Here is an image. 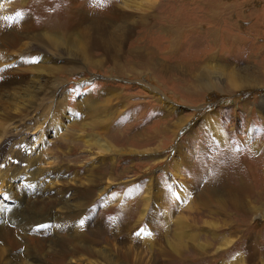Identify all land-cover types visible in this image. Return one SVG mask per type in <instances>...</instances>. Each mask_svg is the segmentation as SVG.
<instances>
[{"label": "rangeland", "instance_id": "rangeland-1", "mask_svg": "<svg viewBox=\"0 0 264 264\" xmlns=\"http://www.w3.org/2000/svg\"><path fill=\"white\" fill-rule=\"evenodd\" d=\"M4 71L47 81L11 211L56 216L41 241L5 223L0 264L75 228L98 252L73 264H264V0H0V93Z\"/></svg>", "mask_w": 264, "mask_h": 264}, {"label": "bare ground", "instance_id": "bare-ground-1", "mask_svg": "<svg viewBox=\"0 0 264 264\" xmlns=\"http://www.w3.org/2000/svg\"><path fill=\"white\" fill-rule=\"evenodd\" d=\"M7 70H9V68H7ZM2 73L4 74V80L2 82L3 85L1 86L2 92L0 93V108L3 109V113L0 114V127L3 128L4 126H6L7 129H5V133L2 136H0V180H2L3 182L5 181L7 183L10 182V184L8 183L7 184L8 186L6 187L7 189L5 191H1V194H0V234L3 239H6L8 242L12 244L14 248L13 250H15V248H17L20 243H18L16 239L15 231L11 229L7 230L8 226H5V223L8 224L10 227L14 225V229L20 230L21 238H24V241L26 240L27 242L41 241L43 239L39 237L40 235L46 234L48 237L49 234L52 233L50 223L52 222V219H53L52 216H56L54 215L52 210H49L47 212L48 214L41 219L40 223H38L36 227L30 228L31 224L36 223L35 219H30L33 213L30 212L27 215V216H30L29 218L26 216L28 219H25V220L21 219L19 221H16L14 219V213H13L14 211H11V208H12L11 199H10L9 194H7L8 193L7 191H9V189L16 191L17 184L12 185L13 183L11 184V181H10V180H15L18 178L17 173L15 172V168L18 167L20 162H23V163L26 162L24 159V155H23L24 153L23 144L33 141L34 140L33 135H36V132H35L36 129L39 128V126L41 127L44 124L42 122V124L38 125L35 128L36 123L34 122H36L35 121L36 118L34 117H36V115L30 114L31 113L30 110L36 107L35 104H39L40 100H43L40 97V93L47 81L45 80V83H44L43 80H41V82L37 84L38 87L34 89V94H30L29 93L30 90L22 88V84H21V82L23 81L22 78L17 80L20 77H17L15 75L6 77L8 71H4ZM30 96L32 97V99H29ZM12 107H15L18 110L21 109L19 114L12 115L9 112ZM57 116L59 115H57L56 113V115H54L53 118L54 117L57 118ZM187 118L184 117L180 119V121H178L173 126V128L171 127V128H165V129L166 130L170 129L172 136H174V133L177 132V129L187 120ZM14 123L16 125L12 126ZM26 133H29V136H26ZM45 133H46V130L43 129L40 132V137L45 135ZM151 150L159 151V149H151ZM151 150H146V151H141V152H147ZM181 150L182 149L180 146L178 152L181 153ZM31 152H33V150ZM28 154H30V149H29ZM177 156H178V153H177ZM32 174L33 173L28 174L27 176L30 177ZM51 177H52V174L50 173V178ZM31 178H34V177H31ZM46 186H47L46 190L43 191V188L38 184V182L37 181L34 182L29 192L33 193V195H39V196L36 197L37 200H34L30 204V206L31 205L34 206V209H35L38 203H41L42 206H46L47 204H52L53 202H55L56 203L55 207L57 208V210L62 211L63 217L65 219L66 216L64 215L63 212H64L65 206L69 207L68 203L63 202L62 199H60L59 201H54V198L53 197L51 198V196H49L48 194L49 192H51V189L48 187V185ZM66 196H68V193H66ZM72 220L74 219L67 220L68 225L63 224L62 227L70 228V226H74L72 225L73 223ZM2 222H4V224ZM62 230H64V228ZM61 232L62 231H60V233ZM68 232L69 234L65 236H60V233H59V235H57L58 238L56 240H52V237H51V239H49L45 243V246L43 247L45 248V251H48V253L42 257L44 259L41 260L39 258L38 260H34L30 263L28 260L22 257L23 254H16L14 255V260H12L9 264H73L74 262L73 259L75 257H78L80 251L85 250L84 252H88V255H92L93 254L92 252L94 251L98 252L97 248L88 246V244H90L88 240L90 239V242L91 241L94 242L95 241L94 238L90 237L86 239L84 237L85 232L81 233V230L79 231L77 230V228L73 230L68 229ZM34 236H35V239H33ZM177 236H178L179 241L184 244L185 242L184 236L180 234H178ZM107 239H108V244H110L111 246H114L115 241H113V238H110L109 236H107ZM36 244L38 245L39 243H35V247H37ZM44 248H41V249H44ZM0 249H2L3 252L7 251L5 248L1 246H0ZM51 251H52V254L49 253ZM160 252L166 254L169 251L161 250ZM107 257H109V255H107ZM152 264H160V263L156 261V263L154 262Z\"/></svg>", "mask_w": 264, "mask_h": 264}, {"label": "snow or ice", "instance_id": "snow-or-ice-1", "mask_svg": "<svg viewBox=\"0 0 264 264\" xmlns=\"http://www.w3.org/2000/svg\"><path fill=\"white\" fill-rule=\"evenodd\" d=\"M94 2H95L98 6H102V5L106 2V0H94ZM17 15H19V13H18Z\"/></svg>", "mask_w": 264, "mask_h": 264}]
</instances>
